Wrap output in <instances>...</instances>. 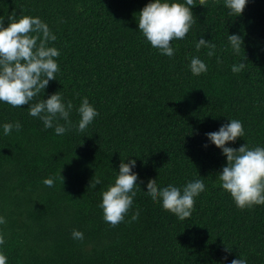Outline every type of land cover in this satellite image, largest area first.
Segmentation results:
<instances>
[{"label":"trees","instance_id":"obj_1","mask_svg":"<svg viewBox=\"0 0 264 264\" xmlns=\"http://www.w3.org/2000/svg\"><path fill=\"white\" fill-rule=\"evenodd\" d=\"M149 2L0 0L5 27L12 12L23 13L57 37L49 46L60 51L59 72L39 98L61 91L77 125L84 97L99 112L86 131L58 136L28 114L30 105L0 102V216L7 221L0 252L7 264H231L242 257L264 264V205L241 210L219 186L227 158L206 135L238 119L245 135L226 146L264 147V0H248L237 17L224 0H205L206 7L194 0L196 23L172 41L173 57L139 32L137 14ZM232 34L243 38L239 55ZM200 38L216 44L215 56L196 51ZM192 56L206 63V73H191ZM241 62L245 69L233 73ZM16 121L21 130L4 135L3 124ZM122 159L136 160L140 188L125 220L112 227L99 204ZM53 176L55 186H45ZM96 178L101 183L92 187ZM150 179L181 189L203 179L206 188L181 221L146 195ZM137 209L138 220L129 223ZM73 229L84 239L74 240Z\"/></svg>","mask_w":264,"mask_h":264},{"label":"clouds","instance_id":"obj_2","mask_svg":"<svg viewBox=\"0 0 264 264\" xmlns=\"http://www.w3.org/2000/svg\"><path fill=\"white\" fill-rule=\"evenodd\" d=\"M247 3L248 0H224L225 7L230 10L229 15L236 17L243 14ZM199 4L206 7L205 0H199ZM195 6L194 0H186L185 3L177 0L149 2L137 14L139 32L153 48L159 50L160 54L173 57L176 50L172 46V41L184 39L196 23L192 12ZM8 20V26L5 27L4 19L0 18V102H5L13 108L30 105L28 114L39 118L45 129L54 127L58 136L73 128L78 132L86 131L99 116V112L89 103L87 97L83 98L77 109L80 117L78 125L73 124L70 118L73 103L71 100L65 102L61 91L51 94L46 100L39 98L59 72L56 58L60 56V51L49 46L57 37L39 17L23 13L17 16L12 12ZM228 41L233 52L239 55L244 43L243 38L238 34H232L228 35ZM195 48L197 52L208 49L206 53L208 57L216 55V44L203 38L199 39ZM217 62L222 61L217 58ZM245 67L246 63L241 62L233 64L231 70L233 73H239ZM189 68L195 76L208 71L206 63L199 56L191 57ZM61 120L64 121L63 124L60 123ZM21 128L19 121L3 124L6 136L10 135L13 129L19 132ZM206 135L213 144L222 149L223 155L227 158L226 166L217 174L219 186L231 194L236 206L241 210L264 205V147H249L245 144L236 149L226 146L228 142H235L245 135L244 126L238 119H230V123L221 126L219 131ZM135 165V159L129 163H125L122 159L114 183H110L107 189L101 192L102 201L99 207L103 210V219L112 227L118 226L125 220L140 188L137 184L138 173L133 172ZM58 178L64 181L61 174ZM56 179L55 176L45 178L43 184L54 187ZM100 183V179L96 178L91 186L95 187ZM205 188L203 179L188 181L182 189L173 184L161 188L156 179H150L147 183L146 195L150 196L153 202H160L163 210L183 221L191 217L195 198L204 192ZM138 218L137 209L129 223ZM6 223V219L0 216V224ZM72 238L83 240L84 234L73 229ZM5 242L4 234L0 232V245ZM225 250L229 251L230 248ZM0 264H7V257L2 252H0ZM231 264H247V260L243 257L233 259Z\"/></svg>","mask_w":264,"mask_h":264}]
</instances>
